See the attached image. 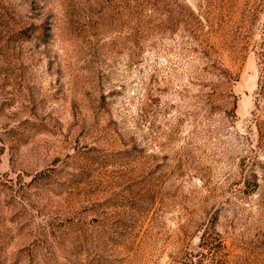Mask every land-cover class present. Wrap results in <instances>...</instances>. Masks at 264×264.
<instances>
[{"label": "rangeland", "instance_id": "rangeland-1", "mask_svg": "<svg viewBox=\"0 0 264 264\" xmlns=\"http://www.w3.org/2000/svg\"><path fill=\"white\" fill-rule=\"evenodd\" d=\"M0 264H264V0H0Z\"/></svg>", "mask_w": 264, "mask_h": 264}, {"label": "trees", "instance_id": "trees-1", "mask_svg": "<svg viewBox=\"0 0 264 264\" xmlns=\"http://www.w3.org/2000/svg\"><path fill=\"white\" fill-rule=\"evenodd\" d=\"M147 6L148 5H146V7ZM222 244L223 242H221L219 238L215 237L213 234V231H211L210 229L206 230L205 233L203 234V241L201 245H202L204 252H206V254H209V257L211 258L212 263L214 262L215 257L220 252V249H221L220 246Z\"/></svg>", "mask_w": 264, "mask_h": 264}]
</instances>
